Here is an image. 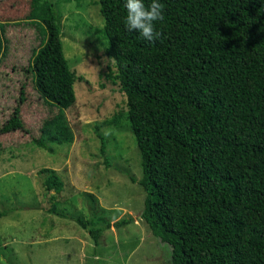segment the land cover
Returning a JSON list of instances; mask_svg holds the SVG:
<instances>
[{
  "label": "trees",
  "instance_id": "obj_1",
  "mask_svg": "<svg viewBox=\"0 0 264 264\" xmlns=\"http://www.w3.org/2000/svg\"><path fill=\"white\" fill-rule=\"evenodd\" d=\"M93 1L115 68L107 77L126 98V112L105 124L123 121L133 134L150 232L172 248L174 264H264V0H159L164 20L155 22L161 36L153 41L126 30L125 0ZM54 7L30 0L26 18L42 35L29 66L34 90L59 111L32 141L49 153L50 144L73 141L62 112L75 104L78 79ZM15 109L0 134L23 129ZM96 135L103 154L105 138L97 128ZM42 173L44 189L61 193L60 177ZM103 231L90 230L95 243Z\"/></svg>",
  "mask_w": 264,
  "mask_h": 264
},
{
  "label": "rangeland",
  "instance_id": "obj_2",
  "mask_svg": "<svg viewBox=\"0 0 264 264\" xmlns=\"http://www.w3.org/2000/svg\"><path fill=\"white\" fill-rule=\"evenodd\" d=\"M49 1L60 15L64 56L78 78L75 104L62 112L73 141L50 144L52 153L32 142L43 122L59 114L43 103L29 71L41 29L26 19L30 0H0L6 48L0 57V128L15 108L24 124L0 134V264H174L172 248L141 218L145 192L133 134L123 121L105 124L126 112V98L107 77L115 68L104 51L99 8L93 0ZM96 128L105 138L103 154ZM45 169L63 181L61 193L44 189ZM53 207L70 217L51 213ZM120 220L126 224L114 227ZM98 228L104 231L95 243L90 230Z\"/></svg>",
  "mask_w": 264,
  "mask_h": 264
},
{
  "label": "clouds",
  "instance_id": "obj_3",
  "mask_svg": "<svg viewBox=\"0 0 264 264\" xmlns=\"http://www.w3.org/2000/svg\"><path fill=\"white\" fill-rule=\"evenodd\" d=\"M126 9L125 25L128 32L136 31L148 41H153L161 36L156 30L155 22L163 21V5L159 0H151L145 4L144 0H125Z\"/></svg>",
  "mask_w": 264,
  "mask_h": 264
},
{
  "label": "crops",
  "instance_id": "obj_4",
  "mask_svg": "<svg viewBox=\"0 0 264 264\" xmlns=\"http://www.w3.org/2000/svg\"><path fill=\"white\" fill-rule=\"evenodd\" d=\"M111 228V227H110ZM113 229H114V227H112ZM84 229V228H83ZM84 241V242H83ZM83 241L80 239V242L81 243H85V240H84V238H83Z\"/></svg>",
  "mask_w": 264,
  "mask_h": 264
}]
</instances>
